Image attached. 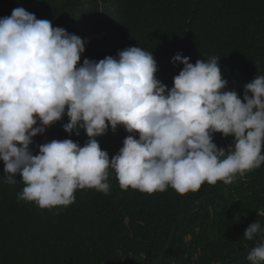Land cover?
<instances>
[{"label":"clouds","instance_id":"obj_1","mask_svg":"<svg viewBox=\"0 0 264 264\" xmlns=\"http://www.w3.org/2000/svg\"><path fill=\"white\" fill-rule=\"evenodd\" d=\"M85 45L24 7L0 18V160L5 182L15 185L19 176L24 184L18 200L51 210L73 204L78 189L109 194L110 169L122 190L153 194L170 186L183 195L205 182L230 185L264 165V75L244 84L241 99L227 90L220 57L192 63L178 52L171 62L183 68L169 88L157 78L152 52L130 46L81 63ZM65 115L64 130H84L87 141L53 139L34 154L33 138ZM119 126L129 135L110 158L97 137ZM216 133L232 136V144L218 147ZM258 233L264 228L256 220L243 240ZM246 259L264 264V242Z\"/></svg>","mask_w":264,"mask_h":264},{"label":"trees","instance_id":"obj_2","mask_svg":"<svg viewBox=\"0 0 264 264\" xmlns=\"http://www.w3.org/2000/svg\"><path fill=\"white\" fill-rule=\"evenodd\" d=\"M17 7L83 38L81 63L130 46L152 52L157 78L169 88L183 68L171 62L178 52L192 63L220 57L227 90L241 99L244 84L264 75V0H0V18ZM67 122L65 115L34 137V154L53 139L83 146L86 133L70 135ZM127 135L119 126L97 139L111 158ZM214 142L227 148L233 137L216 133ZM19 179L6 183L0 160V264H250L249 251L264 242V233L243 240L256 220L264 228L257 213L264 212V165L230 185L205 182L183 195L170 186L153 194L122 190L110 169L109 194L78 189L73 204L51 210L18 200Z\"/></svg>","mask_w":264,"mask_h":264}]
</instances>
